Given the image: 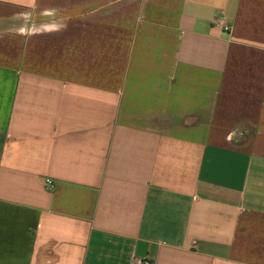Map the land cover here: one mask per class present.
I'll return each instance as SVG.
<instances>
[{
  "label": "crops",
  "instance_id": "obj_1",
  "mask_svg": "<svg viewBox=\"0 0 264 264\" xmlns=\"http://www.w3.org/2000/svg\"><path fill=\"white\" fill-rule=\"evenodd\" d=\"M131 257L264 264V0H0V264Z\"/></svg>",
  "mask_w": 264,
  "mask_h": 264
},
{
  "label": "built area",
  "instance_id": "obj_2",
  "mask_svg": "<svg viewBox=\"0 0 264 264\" xmlns=\"http://www.w3.org/2000/svg\"><path fill=\"white\" fill-rule=\"evenodd\" d=\"M224 30H229L228 26H224ZM46 184L48 188L52 187V182L50 180H46ZM129 264H152L151 261L147 258H137V257H131L129 260Z\"/></svg>",
  "mask_w": 264,
  "mask_h": 264
}]
</instances>
